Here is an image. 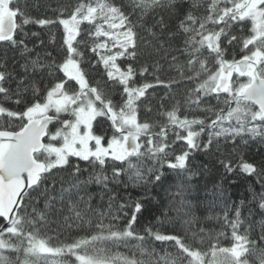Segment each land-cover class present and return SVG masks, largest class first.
I'll return each mask as SVG.
<instances>
[{
  "label": "snow or ice",
  "instance_id": "1",
  "mask_svg": "<svg viewBox=\"0 0 264 264\" xmlns=\"http://www.w3.org/2000/svg\"><path fill=\"white\" fill-rule=\"evenodd\" d=\"M249 141L264 149V0H0V264H264V161L245 158ZM169 177L162 216L191 224L201 177L229 231L138 234ZM229 177L255 182L251 200L225 197ZM53 225L90 231L54 243Z\"/></svg>",
  "mask_w": 264,
  "mask_h": 264
},
{
  "label": "trees",
  "instance_id": "2",
  "mask_svg": "<svg viewBox=\"0 0 264 264\" xmlns=\"http://www.w3.org/2000/svg\"><path fill=\"white\" fill-rule=\"evenodd\" d=\"M65 2H74V0H65ZM203 11V10H201ZM35 14V13H34ZM244 27V26H242ZM33 31H38L39 29L36 27H32ZM52 31L56 32L57 39L59 40V29L53 28ZM238 34V30H237ZM235 54L237 58H239V51L235 50ZM231 58V57H229ZM103 75L102 68L100 69H93L91 70V79L90 82L95 83L96 80L101 79ZM70 87H74V85H69ZM157 94H162L163 89H157ZM119 89H116L112 96L114 99H119ZM214 103V102H213ZM150 106L153 108V111L149 113L147 116H144V113H141L142 116L146 119H159V117L156 115L157 111V105L155 99L151 101ZM193 115L202 116V113H192ZM99 127L103 128L105 130L109 129V122L104 118H98ZM108 134L111 135V131H108ZM177 149L183 147L181 144L176 145ZM243 151L246 153L245 158L249 160H254L256 162L264 161V149H261V145L258 142H252L249 141V146ZM202 159L200 156H197V161ZM82 167L85 165L81 164ZM221 177L219 176H213L209 181H207L208 189L212 188L213 183L220 180ZM231 179H237V183L230 184L228 180ZM228 180H225L223 184V188L225 191V197L228 198L230 201H236L238 202L241 199H247L251 200L252 193L249 191V184H255L254 181L245 180L243 178H236V177H229ZM206 181L202 179L201 177H195L192 181L193 185V192L192 196L189 197V199H192L193 197L196 198L200 202L199 207L195 210L194 216L191 224L185 223V220L188 219V217H184L182 215H178L174 211H170L167 214V217L162 216L161 212L164 211L169 202V192L175 191V188H169V184H173L174 180L169 177V180L165 182V185L163 187L154 188L152 190V195L154 199L148 202L146 205V210L143 211L141 214H138L137 216V223L134 225V229L138 234L145 235V229L151 228L153 231H159L163 234H172V235H180L184 236L189 239V242H193L191 240V236L193 232L199 233L200 229H204L205 232L212 233V236L215 237L217 233L224 231L228 232L229 230L226 228H222L219 221L214 219V217L218 214H220V206L215 207H207L206 201H205V190L203 188V185ZM257 190H258V186ZM93 192L99 191L98 188H93ZM117 191L120 192L121 196L125 195H131L133 198H137L140 195V190L138 188H129L127 190V193L123 189H117ZM97 201H99V197L96 198ZM196 200L193 202L195 203ZM95 203V202H94ZM172 207H176L175 204L172 205ZM127 211V210H126ZM254 213H258V208L253 209ZM130 215V213H129ZM255 219L259 221L261 217L259 215H255ZM107 223V221H105ZM127 223V217L121 216L120 221L117 223V227H124ZM90 230L87 228L83 229H76L73 228H67L62 227L57 229L55 225L51 227L48 234L58 236V240L54 241V243L61 242V243H69L72 240L79 238L82 235H85ZM229 237H222L220 239V244L222 246H229ZM146 240L148 241V244L151 246H154L158 251H161V249L166 248L168 251L172 252L175 249L170 244H161L160 242H154L146 237ZM212 242L209 238L205 237V242L203 245H197L201 248H207L209 244ZM135 243V242H133ZM114 251H120L126 254H131L128 249L124 247H119L118 249H114ZM250 261H253L254 264V258L249 257Z\"/></svg>",
  "mask_w": 264,
  "mask_h": 264
}]
</instances>
